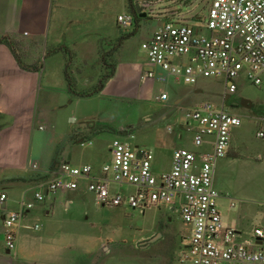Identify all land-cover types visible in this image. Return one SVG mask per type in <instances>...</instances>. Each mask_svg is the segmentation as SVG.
Returning <instances> with one entry per match:
<instances>
[{"label": "crops", "instance_id": "obj_1", "mask_svg": "<svg viewBox=\"0 0 264 264\" xmlns=\"http://www.w3.org/2000/svg\"><path fill=\"white\" fill-rule=\"evenodd\" d=\"M123 14L133 16L126 29L118 23ZM172 16L177 23L189 19L138 0H0V195L7 196L0 208V264H193L184 258L191 227L177 208H155L156 221L180 219L181 240L160 224L130 234L129 219L152 209L98 204L88 186L106 178L103 166L112 161L114 139L153 152L157 176L171 170L179 148L211 152L215 138L195 146L196 124L186 116L206 102L240 116L260 140L255 143L242 125L234 128L227 155L216 162L222 221L243 240L264 226V72L241 115L246 106L226 104L234 96L246 99L238 95L240 82L228 94L223 79L190 85L169 77L149 61L142 44ZM63 164L90 165L92 179L36 201ZM132 190L110 183L112 194ZM10 211L23 213L14 252L4 237ZM167 239L173 245L162 252Z\"/></svg>", "mask_w": 264, "mask_h": 264}, {"label": "built area", "instance_id": "obj_2", "mask_svg": "<svg viewBox=\"0 0 264 264\" xmlns=\"http://www.w3.org/2000/svg\"><path fill=\"white\" fill-rule=\"evenodd\" d=\"M118 23L129 28L133 16L120 15ZM203 29L208 34L202 33ZM142 49L151 63L185 84L193 85L199 78L223 79L228 94L237 92L243 79L260 86L264 72V0H212L203 27L169 19L142 44ZM177 59L181 62L176 63ZM161 98L166 99L167 94ZM186 116L196 124L195 146H202L209 136L215 138L211 152L199 154L179 148L174 151L171 170L157 176L152 167L153 152L114 139L112 161L103 166L106 178L92 180L89 191L96 195L98 204L112 207L126 204L142 213L153 208H177L182 222L191 227L190 249L184 258L193 264H264V226L256 227L250 238L240 239L236 229L222 221L220 193L214 186L216 162L227 155L232 130L240 127L243 119L208 102ZM91 174L90 165L63 164L59 175L43 192L35 194V200L42 202L46 195L77 190L79 180H90ZM112 182L131 186L133 190L112 194ZM6 197L0 195V208ZM33 206V203L25 205L28 209ZM22 214L10 211L4 221L6 247L11 252L17 248Z\"/></svg>", "mask_w": 264, "mask_h": 264}, {"label": "rangeland", "instance_id": "obj_3", "mask_svg": "<svg viewBox=\"0 0 264 264\" xmlns=\"http://www.w3.org/2000/svg\"><path fill=\"white\" fill-rule=\"evenodd\" d=\"M136 1V0H134ZM142 2V5L145 7L148 6H154L157 10L159 9H169L177 13V15L181 16V18H189L187 20V24L191 26H198L203 27L207 22V17L209 14V8L212 0H138V2ZM137 5V4H135ZM135 7V6H134ZM133 4L130 3V8L132 11L134 10ZM113 13L117 11V7L115 5L112 8ZM173 20L176 19L175 16H172ZM202 33L206 34V30L203 29ZM260 89V87H256L253 84H251L247 80H241L240 81V90L238 95L244 96L248 98H252L255 95V91ZM244 99V98H243ZM242 98L238 99L237 97H233L229 101L226 102L227 107H231L232 105L235 107L242 106ZM247 107L245 110L239 113L241 114H247L248 110ZM243 132L246 133L248 137H250L252 140H254L255 143H258L260 141L259 139H253L252 136L255 137V132L252 128L248 126L247 123L242 124V127L240 128ZM214 186L216 187V176L214 174ZM220 205L221 200L219 201ZM159 212H156V209L153 208L152 210L147 211L146 215H138L134 216L129 219V226L128 229L130 231V234L138 232L140 234V231L148 232L149 230H153V228H156V225L160 226V230L166 231L171 236V239L175 236L181 240V231H182V222L180 219L176 218L173 223L169 222H162L157 223V215ZM158 226V227H159ZM130 237H132L130 235ZM175 237V238H176ZM131 239V238H130ZM173 245L172 242H170L168 239L165 240L163 243H161V251H168L169 247Z\"/></svg>", "mask_w": 264, "mask_h": 264}, {"label": "water", "instance_id": "obj_4", "mask_svg": "<svg viewBox=\"0 0 264 264\" xmlns=\"http://www.w3.org/2000/svg\"><path fill=\"white\" fill-rule=\"evenodd\" d=\"M135 7H136V12H137V14H138L139 16L146 17V13H142V14H141V9H140V6H139L138 4L135 5ZM242 104H243L244 106H249V100H247V99H243V100H242Z\"/></svg>", "mask_w": 264, "mask_h": 264}, {"label": "trees", "instance_id": "obj_5", "mask_svg": "<svg viewBox=\"0 0 264 264\" xmlns=\"http://www.w3.org/2000/svg\"><path fill=\"white\" fill-rule=\"evenodd\" d=\"M136 16H138V15H136Z\"/></svg>", "mask_w": 264, "mask_h": 264}]
</instances>
